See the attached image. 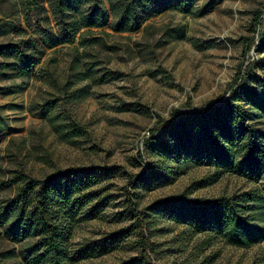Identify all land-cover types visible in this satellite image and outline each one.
Listing matches in <instances>:
<instances>
[{
	"label": "rangeland",
	"instance_id": "1",
	"mask_svg": "<svg viewBox=\"0 0 264 264\" xmlns=\"http://www.w3.org/2000/svg\"><path fill=\"white\" fill-rule=\"evenodd\" d=\"M167 1L172 8L152 15L138 33L82 30L71 44L46 51L30 73L4 82L13 89L0 95V199L12 195L3 184L16 170L43 178L72 167L112 169L114 174L100 177L91 189L94 199L78 212L70 244L116 234L121 241L106 255L73 264H264V242L232 247L221 235L195 233L168 215L146 212L169 198L207 202L256 190L263 210L255 216L264 227V176L254 183L187 163L177 166L166 186L143 183L132 189L155 160L146 153L147 141L157 138L175 113L219 105L245 85L257 94L244 108L264 130V88H259L264 85V0H222L201 16L205 0L193 2L188 15L176 0ZM27 15L34 25L29 0H0V44L30 36ZM175 26L185 27L184 39L163 38V27ZM92 38L99 42L80 46L82 39ZM84 64L92 72L83 78L77 73L84 72ZM74 123L80 135L52 126ZM159 164L164 170L173 167ZM97 204L102 209L91 219L90 208ZM145 240L147 256L141 252ZM11 247L2 244L0 251Z\"/></svg>",
	"mask_w": 264,
	"mask_h": 264
},
{
	"label": "trees",
	"instance_id": "2",
	"mask_svg": "<svg viewBox=\"0 0 264 264\" xmlns=\"http://www.w3.org/2000/svg\"><path fill=\"white\" fill-rule=\"evenodd\" d=\"M43 1L29 0L36 17L34 25L28 15L25 17L30 36L0 44V95L13 89L4 82L30 73L41 64L46 51L71 44L82 30L108 27L113 34H134L146 28L145 23L152 15L172 8L167 0H47L46 11ZM195 1L176 0V6L188 15ZM221 1L205 0L199 15L214 9ZM161 32L163 38L173 41L185 37L184 26L163 27ZM98 42L97 38L82 39L80 46ZM83 68L84 72L77 75L84 78L92 69L86 64ZM259 88L264 85L259 83ZM256 94V89L244 85L232 90L219 105L184 115L173 114L161 127L159 136L147 141L146 153L155 160L134 181L132 189L143 183L166 186L175 178L177 166L184 167L187 163L212 168L215 176L229 172L250 182L261 181L264 130L244 108L254 102ZM48 108L54 109L51 102ZM52 126L60 131L70 129L71 136L81 133L75 123ZM160 161L173 167L164 170ZM103 174L114 172L72 167L43 178L18 170L11 172L3 185L13 189V193L0 199V246L13 247L0 251V264H73L114 250L121 241L120 234L76 247L70 244L78 212L94 199L95 192L91 189ZM262 203L259 193L251 190L207 202L169 198L148 207L146 212L168 215L171 221L189 226L195 233L221 235L232 247L248 248L264 242V227L259 225L263 221L255 216L262 212ZM101 209L102 205H93L90 218ZM142 244L141 252L147 256L149 243L145 240Z\"/></svg>",
	"mask_w": 264,
	"mask_h": 264
},
{
	"label": "water",
	"instance_id": "3",
	"mask_svg": "<svg viewBox=\"0 0 264 264\" xmlns=\"http://www.w3.org/2000/svg\"><path fill=\"white\" fill-rule=\"evenodd\" d=\"M227 99V98H226Z\"/></svg>",
	"mask_w": 264,
	"mask_h": 264
}]
</instances>
